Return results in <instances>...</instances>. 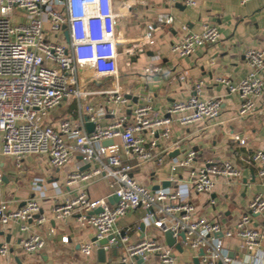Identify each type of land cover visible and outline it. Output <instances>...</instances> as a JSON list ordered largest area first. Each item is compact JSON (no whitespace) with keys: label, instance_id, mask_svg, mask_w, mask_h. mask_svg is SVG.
I'll use <instances>...</instances> for the list:
<instances>
[{"label":"built area","instance_id":"2783aa9c","mask_svg":"<svg viewBox=\"0 0 264 264\" xmlns=\"http://www.w3.org/2000/svg\"><path fill=\"white\" fill-rule=\"evenodd\" d=\"M171 1L190 7L198 2ZM248 1L240 0L242 4ZM126 8L125 0H0V156L11 158L17 166L27 155L45 156L52 167L61 168L78 152L89 168L71 172L68 184L88 185L104 177L112 180V195L118 197L113 205L108 198H91L81 188L76 197L54 208L53 214L61 220L74 210L83 211L78 217L79 224L95 230V239L81 245L85 255L99 247L101 239L116 233L115 226L122 216L144 206L148 209L147 218L163 233L172 231L176 240L180 239L192 256L199 258L200 264H264L261 249L264 226L250 225L253 217L264 213L263 194L253 196L247 211L231 228L203 216L194 217L195 204L183 199L178 190L171 187L153 190L134 177L132 170L136 165L164 161V156L156 151V140H147L146 133L154 136L158 127L164 126L163 135L168 137L169 125L174 120L184 125L215 121L221 114L223 98H203L204 81L198 80L193 84L192 94L171 104L165 116H154L148 103L137 104L129 117L117 115L114 104L129 102L119 85L104 88L88 85L110 78L117 80L121 56L144 55L146 43L154 38L158 28L154 22L146 21L139 35L125 36L119 30V21L126 15ZM156 18L162 24L175 19L167 12H159ZM219 38V28L205 24L201 32L185 31L171 42L169 50L172 55L188 56L200 47L215 44ZM245 59L249 71L242 80L233 83L221 79L230 92H238L241 97L237 112L240 118L253 113L254 98L264 91L261 74L264 52L250 47ZM95 96L105 97L107 105L94 103ZM68 99L78 101L71 116L47 122V115ZM106 115L113 118L103 123ZM39 116L43 119L38 120ZM87 122L94 123L93 131H88ZM106 140L113 143L104 145ZM195 158L196 152L188 149L183 158L173 163L172 169L190 166ZM251 160L264 179V151L256 150ZM240 174V169L229 161L216 160H208L190 172L197 194H209L218 176L235 178ZM2 182L0 170V186ZM98 208L101 211L94 212ZM40 209L33 198L16 209L7 201H0V232L12 219L21 220L26 229V222L33 220ZM35 219L39 224L45 221L44 216ZM181 231L185 233L184 239ZM232 236L241 240L237 259L230 258L223 243L224 237ZM63 240L67 241V237ZM114 242L112 238L110 244ZM21 244L27 253H35L44 247L45 241L38 233H31ZM110 244L102 246L108 249ZM8 249L7 243L0 244V254L6 255ZM147 252H156L162 264H176L173 246L161 244L155 238L131 243L125 255L109 264H139L135 257H145Z\"/></svg>","mask_w":264,"mask_h":264},{"label":"crops","instance_id":"0c3cea01","mask_svg":"<svg viewBox=\"0 0 264 264\" xmlns=\"http://www.w3.org/2000/svg\"><path fill=\"white\" fill-rule=\"evenodd\" d=\"M126 18L130 23L125 36L135 37L144 29L145 22H154L158 28L154 38L147 42L146 53L141 56L126 57V66H120L117 80L91 82L93 88L113 87L116 84L125 94L131 95L127 105L114 104L117 115H131L137 104H150L154 116L162 117L175 101L187 99L192 94L194 82L204 81L201 92L203 98L222 97L220 116L208 123L194 122L187 125L174 120L170 135H163L164 126L158 127L154 136L146 133L147 140L155 139L156 151L164 156V161L155 160L136 165L132 173L145 186L155 190L159 187H171L179 191L183 199L196 206L194 217H205L234 228L238 218L247 211L248 204L255 194L264 195V179L258 175L257 164L251 157L256 150L264 151V91L256 96L255 109L250 115L240 118L237 114L241 103L238 92H230L221 79L237 83L249 71L245 59L248 48H257L264 52V0H249L242 4L240 0H198L193 7L171 0H125ZM167 12L174 16L169 24L158 23L156 15ZM205 24H214L219 28L220 38L215 44L200 47L191 55L176 56L170 53L172 41L180 38L185 31L201 32ZM122 33V31H120ZM121 63V60H120ZM264 74V69L261 70ZM181 76L184 78L182 79ZM94 103L106 104L105 97L95 96ZM78 101L68 99L56 108L47 122L71 116ZM74 116V115H73ZM75 117V116H74ZM113 116L106 115L103 123ZM188 149L196 152V158L190 166L172 169L176 160L185 156ZM178 151L170 156L173 151ZM123 153V152H122ZM125 158V155H123ZM208 160L229 161L240 169L235 178L218 176L209 194H197L192 186L190 172L202 167ZM131 162L135 163V160ZM85 170L89 164H83V156L74 152L69 162L61 167H52L48 158L39 155H27L21 166L11 158L0 156V170L3 182L0 186V201H7L12 209L21 207L28 199H36L40 212L33 220L23 222L12 219L0 232V244H8V253L0 254V264H109L119 260L128 251L131 243L142 239L155 238L166 244L164 233L148 219V209L139 206L122 216L115 226L116 233L101 239L102 244L115 242L106 249L105 256L94 247L90 255L81 252V245L95 239V230L82 226L78 217L83 211L74 210L65 220L57 219L53 214L57 204L78 195L81 188L91 198L112 197L111 179L101 178L86 185L84 182L68 184V175L77 169ZM169 182L166 186L164 183ZM155 211L153 207L150 208ZM44 216L45 221L38 223L35 218ZM252 227L264 226V213L253 217ZM31 233H38L45 241L44 247L35 253H27L22 240ZM67 237V241L63 237ZM112 237V238H109ZM237 236L224 237V247L230 258L237 259ZM183 250L173 246L176 264H194V257L177 239ZM264 250V242L261 245ZM139 264H162L156 252H147Z\"/></svg>","mask_w":264,"mask_h":264},{"label":"water","instance_id":"95a60500","mask_svg":"<svg viewBox=\"0 0 264 264\" xmlns=\"http://www.w3.org/2000/svg\"><path fill=\"white\" fill-rule=\"evenodd\" d=\"M66 39H67V40L69 39V37H68V33H67V32H66ZM126 97H127V98H130L131 95L126 94ZM86 127H87L88 131H93L95 125H94L93 122H87V123H86ZM112 143H113L112 140H106V141L103 142L104 145H109V144H112ZM177 153H178L177 150H176V151H173V152L170 154V156H174V155L177 154ZM168 183H169V182H167V183L165 182V183L163 184V186H166ZM155 188L157 189L158 186L155 187ZM109 200H110L111 202H113V201H117V200H118V197H117V195H113L112 197L109 198ZM100 211H101L100 208L94 210V212H96V213H97V212H100ZM164 236H165V240H166L168 246H174V247H176V248H177L178 250H180V251L183 250L182 246H181L179 243H177V240H176V238L174 237L172 231H170V230L166 231V232L164 233ZM180 236L182 237V239H184V238H185V233H184L183 231H181V232H180ZM109 238H112V237H109ZM98 244H99V249H98L99 254H101L102 256H105V254H106V249L102 246V244H101L100 242H98ZM202 253H203V250H200V254H202ZM135 258H136V260H137L139 263H140V262L142 261V259H143L142 256H136ZM193 262H194V264H200V260H199L198 257H194Z\"/></svg>","mask_w":264,"mask_h":264},{"label":"rangeland","instance_id":"374dc122","mask_svg":"<svg viewBox=\"0 0 264 264\" xmlns=\"http://www.w3.org/2000/svg\"><path fill=\"white\" fill-rule=\"evenodd\" d=\"M136 9H137V10H136V13H134L133 16H131V20H133L134 23L136 22V18H135V17L137 16L138 6H136ZM133 21L130 22V23H128L127 20H126V18H121L120 21H119V30L122 31L123 34H124V33L126 34V32L128 31V29H129L131 26L134 25V24H133ZM125 62H126V56L122 55V56H121V65H122V66H126ZM88 87H89V88H93V85L89 84ZM52 112H53V111H52ZM52 112H50V113L47 115L46 119H47V118L49 119V117L53 115ZM39 119L42 120L43 118H41V116H39V117H38V120H39Z\"/></svg>","mask_w":264,"mask_h":264}]
</instances>
